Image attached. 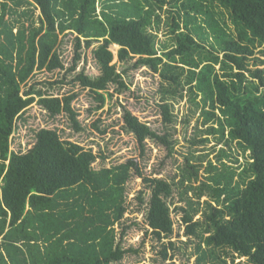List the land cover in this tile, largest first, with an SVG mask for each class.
I'll use <instances>...</instances> for the list:
<instances>
[{
    "label": "trees",
    "instance_id": "trees-1",
    "mask_svg": "<svg viewBox=\"0 0 264 264\" xmlns=\"http://www.w3.org/2000/svg\"><path fill=\"white\" fill-rule=\"evenodd\" d=\"M165 5L174 10L169 25L174 45L160 54L148 30L159 28ZM23 6L30 8L27 27L7 18ZM33 10L40 11L39 27ZM66 32L77 36L69 73L76 69L82 42L87 48L99 44L94 56L100 76L81 73L75 80L100 103L97 109L105 105L111 85L126 88L124 74L113 64V45L119 47V62L137 58L134 68L149 66L155 73L163 65L165 81L179 84L184 77L203 95L205 121L218 125L211 131L223 137L227 132L230 141L250 152L252 163L237 186H232L236 173L227 170L200 190L198 199L209 190L217 203L209 204L202 218L195 219L199 212L186 201L187 207L180 208L184 233L202 242L196 264H227L220 255L227 256V249L249 264H264V60L257 57L264 56V0H0V264L120 263L127 251L122 240L117 242L115 226L128 211L126 185L132 172L151 191L146 220L153 235L161 242L174 233L167 203L172 185L145 176L137 159L96 171L97 154L49 129L37 133L27 153L10 149L18 119L35 102L51 117L68 115L75 131L83 130L72 107L75 94L61 98L34 86L25 90L36 71L64 69L58 45ZM161 108L164 121L171 123L169 106ZM124 123L142 155L147 139L171 148L168 136L130 112ZM191 180L184 176L182 183ZM168 246L161 251L164 261L174 248L172 242Z\"/></svg>",
    "mask_w": 264,
    "mask_h": 264
},
{
    "label": "rangeland",
    "instance_id": "rangeland-1",
    "mask_svg": "<svg viewBox=\"0 0 264 264\" xmlns=\"http://www.w3.org/2000/svg\"><path fill=\"white\" fill-rule=\"evenodd\" d=\"M29 10L30 8L23 6L18 9L17 15L7 18L20 20L24 27H27L31 22L30 16L26 15ZM100 10L101 5L98 6V12ZM173 11L171 5H165L163 11H158L161 16L159 28L148 30L156 36V46L160 54L164 46L174 45L169 27ZM31 13L36 20L35 26L39 27L40 11L33 10ZM224 19L229 25V30L235 33V27L227 13ZM76 37V34L71 32L59 37L58 50L64 69L55 72L36 71L25 90L34 86L36 90L61 98L75 94L76 99L72 107L83 130L76 132L68 115L51 117L35 102L25 111L23 118L18 119L10 139V149L15 153H27L36 143L37 133L42 129H49L56 130L62 140L73 142L97 154L99 157L93 164L96 171L137 159L145 176L162 179L172 185L173 196L167 203L174 223V233L161 242L153 235L146 220L151 191L144 181L132 172V177L126 185L128 211L123 221L115 226L117 242L122 240V248L127 251L124 259L118 264H196L198 245L202 246V242L185 235L180 208L187 207L186 201L191 202L199 212L195 219L202 218V214L209 211L208 205L214 206L217 203L209 190L200 199L197 194L202 188H207V185L214 184L211 178L227 170L236 173L232 186L240 184V175L249 162L252 163L250 152L245 151L237 141H230L227 132L223 137L211 131L212 127L218 128V125L205 121L203 95L194 86L188 85L186 78L182 77L179 84H173L162 78L163 65L160 66L161 70L155 73L149 66L134 68L137 58L119 62V47L115 45L110 48L114 54L113 64L117 66V72L124 74L126 88L111 85L108 93H104L107 98L105 105L102 109H97L100 103L88 89H84L75 80L81 73L91 79L100 76L99 65L94 56L99 44L94 43L87 48L85 42H82L76 69L69 73L68 70L75 63ZM208 40L213 42L212 35ZM257 57L264 60L261 54ZM61 80H65V83L53 85ZM164 104L170 108L171 123L164 121L161 108ZM125 112H130L160 136H168L171 148L162 146L153 139H147L142 155L136 137L125 126ZM184 176H191L192 180L182 183ZM190 187L195 191L189 190ZM207 236L209 234H205V237ZM169 242L173 243L174 248L168 249L169 259L164 261L161 251L163 244L168 246ZM226 252L227 256L223 253L220 255L227 264H249L246 258L233 251L227 249Z\"/></svg>",
    "mask_w": 264,
    "mask_h": 264
},
{
    "label": "bare ground",
    "instance_id": "bare-ground-1",
    "mask_svg": "<svg viewBox=\"0 0 264 264\" xmlns=\"http://www.w3.org/2000/svg\"><path fill=\"white\" fill-rule=\"evenodd\" d=\"M116 46V45H115ZM116 47H118V46H116Z\"/></svg>",
    "mask_w": 264,
    "mask_h": 264
}]
</instances>
